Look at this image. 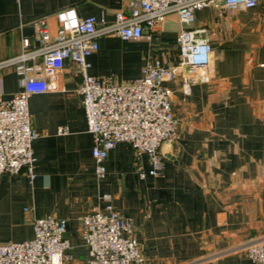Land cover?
Returning <instances> with one entry per match:
<instances>
[{
  "label": "crops",
  "instance_id": "1",
  "mask_svg": "<svg viewBox=\"0 0 264 264\" xmlns=\"http://www.w3.org/2000/svg\"><path fill=\"white\" fill-rule=\"evenodd\" d=\"M67 6L107 21L127 9L121 0H0V60L20 52L24 37L38 43L41 18L53 32L56 12ZM263 14L264 0L223 17L212 7L195 11L187 26H206L212 58L207 77L193 81L188 93L180 72L168 82L178 126L162 144L172 157L163 156L158 175L148 172L146 152L120 141L108 151L105 176L96 177L81 77L65 59L56 88L28 97L30 122L39 133L32 141L34 178L24 170L0 173V242L33 237L35 216L64 217L71 256L63 264H86L81 217L102 207L100 196L110 193L136 237L154 247L146 264H260L246 246L259 241L264 247ZM181 26L172 12L150 37L100 35L98 48L87 55V71L118 82L141 75L150 57L175 64ZM21 77L13 66L0 68L4 98L21 88ZM60 125L66 133L58 132Z\"/></svg>",
  "mask_w": 264,
  "mask_h": 264
},
{
  "label": "built area",
  "instance_id": "2",
  "mask_svg": "<svg viewBox=\"0 0 264 264\" xmlns=\"http://www.w3.org/2000/svg\"><path fill=\"white\" fill-rule=\"evenodd\" d=\"M126 10L107 21L94 15L80 16L74 6L56 12L58 25L51 32L43 18L36 23L35 39L24 37L21 50L0 60V68L13 66L22 73L21 88L10 97L0 93V173L17 174L24 170L34 178L35 156L32 141L38 131L31 125L28 97L32 93L56 88V77L65 59L80 75L79 91L87 129L93 134L92 155L95 175L106 174L108 151L120 141H128L138 152H146L148 172L158 175L164 157L160 151L165 140L177 131L178 120L172 108L173 88L168 84L180 72L185 93L190 84L207 77L212 44L206 26L190 27L195 11L215 9L218 17L232 15L237 9L250 8L258 0H121ZM175 12L182 26L177 33L178 59L168 64L150 57L141 75L111 82L88 73L87 55L98 48L97 37L115 33L124 39L150 37L165 17ZM264 24V14L261 18ZM39 58V61H38ZM260 65L264 66V62ZM59 133L67 127L60 125ZM144 171L140 172L143 176ZM102 207L96 206L80 220V233L88 249L86 264H146V253L154 247L139 240L130 218L103 193ZM33 237L0 242V264H63L70 258L66 218L55 215L33 218ZM247 253L264 264V247L259 241L246 246Z\"/></svg>",
  "mask_w": 264,
  "mask_h": 264
},
{
  "label": "water",
  "instance_id": "3",
  "mask_svg": "<svg viewBox=\"0 0 264 264\" xmlns=\"http://www.w3.org/2000/svg\"><path fill=\"white\" fill-rule=\"evenodd\" d=\"M160 151L164 157H168V158L172 157V154L169 152V150L164 149L162 145H161Z\"/></svg>",
  "mask_w": 264,
  "mask_h": 264
}]
</instances>
